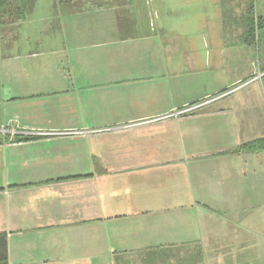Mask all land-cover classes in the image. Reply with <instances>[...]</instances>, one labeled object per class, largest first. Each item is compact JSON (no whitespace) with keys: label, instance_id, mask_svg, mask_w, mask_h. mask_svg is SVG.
I'll return each instance as SVG.
<instances>
[{"label":"crops","instance_id":"crops-1","mask_svg":"<svg viewBox=\"0 0 264 264\" xmlns=\"http://www.w3.org/2000/svg\"><path fill=\"white\" fill-rule=\"evenodd\" d=\"M229 2H3L0 233L9 264H116L155 246L185 264H264V163H249L264 149L201 146L222 132L201 120L221 113H192L217 99L194 110L156 101L148 65L157 41L169 60L184 57L181 69L187 58L211 66L221 53L169 44L201 41L189 28L207 27L208 37Z\"/></svg>","mask_w":264,"mask_h":264},{"label":"rangeland","instance_id":"rangeland-1","mask_svg":"<svg viewBox=\"0 0 264 264\" xmlns=\"http://www.w3.org/2000/svg\"><path fill=\"white\" fill-rule=\"evenodd\" d=\"M229 6V11L222 10V20L211 28L208 37L207 27L189 28L203 36L200 37L201 41L169 44L171 50L181 45L183 48L180 47L179 51L191 49L221 53L219 58L209 59L211 66L191 65L194 59L188 61L187 58L181 69L178 64L183 62L184 57L180 59L179 52H171L172 58L169 60L168 51L160 54L157 41L154 43L155 51L148 58V65L154 70V100L171 102L170 107L178 106H174L177 101H190L187 104L194 106L183 110H194L199 101L217 99V102L206 103L192 113L196 116L221 113L209 120H201L203 126L209 123L211 131L215 126L214 121L220 123L222 129L219 140L204 138L203 147L214 146L215 143L232 147L238 146L243 137H251V141L256 137H264V0H230ZM248 24L256 27L251 44L247 43ZM184 37L187 38L186 35ZM233 121L240 124L241 128L234 130ZM243 125L244 128L249 126L248 133L241 131ZM259 152V156L250 157L249 163H264V150Z\"/></svg>","mask_w":264,"mask_h":264},{"label":"trees","instance_id":"trees-1","mask_svg":"<svg viewBox=\"0 0 264 264\" xmlns=\"http://www.w3.org/2000/svg\"><path fill=\"white\" fill-rule=\"evenodd\" d=\"M3 2L15 3V8L17 10L23 8V6L30 5L33 0H0V7L3 8ZM251 9V8H250ZM252 14V12L250 11ZM252 22V19H251ZM256 27L252 24L246 25V35L248 37L247 43L251 44L253 42V36L255 35ZM264 70V68H263ZM247 148L251 150H255L258 147H264V137L256 138L252 141L240 144L236 146L237 148ZM235 150V149H234ZM134 256L136 257L135 259ZM132 257L124 258L119 260L117 258L116 264H185L186 259L182 258L180 261V255L177 250H173V248L163 247V246H155L152 248H148L145 252H139ZM172 258V259H171ZM0 264H9L8 262V245L7 238L5 233H0Z\"/></svg>","mask_w":264,"mask_h":264}]
</instances>
